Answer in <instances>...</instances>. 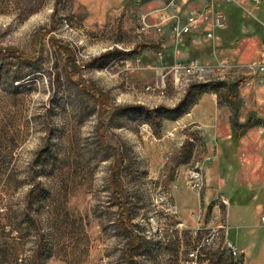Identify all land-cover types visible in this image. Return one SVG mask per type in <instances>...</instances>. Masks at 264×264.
Listing matches in <instances>:
<instances>
[{
	"label": "rangeland",
	"instance_id": "1",
	"mask_svg": "<svg viewBox=\"0 0 264 264\" xmlns=\"http://www.w3.org/2000/svg\"><path fill=\"white\" fill-rule=\"evenodd\" d=\"M146 1L0 0V264L244 263L226 248L233 151L216 169L185 118L194 86L243 74L209 57L205 76L168 74L162 52L188 44L191 13ZM206 94L228 105L225 88Z\"/></svg>",
	"mask_w": 264,
	"mask_h": 264
},
{
	"label": "crops",
	"instance_id": "2",
	"mask_svg": "<svg viewBox=\"0 0 264 264\" xmlns=\"http://www.w3.org/2000/svg\"><path fill=\"white\" fill-rule=\"evenodd\" d=\"M169 1L148 0L139 11L151 13L165 8ZM210 1L177 0L172 13L182 17L204 8ZM77 2L87 7L92 5L93 0ZM212 3L224 14L226 27L216 29L213 40H209L203 26L182 48L167 49L162 53L172 57V63L209 57L212 63L220 61L224 64L232 76L242 73L241 77L248 78L237 92L241 102L238 117L241 124L249 122L250 125L242 131L237 142V132L231 122L233 110L230 105H220L216 94L203 95L185 118L186 122L202 130L207 149L216 153V169L227 150L233 151L231 161L226 163L228 173L223 179L226 186L229 181L232 186L227 209L228 236L239 247L243 264H264V226L261 225V218L264 217V75L259 76L254 73L255 70H249L264 63V0L259 5L249 0H212ZM125 12V18L130 20L132 8ZM214 210L218 215L219 205Z\"/></svg>",
	"mask_w": 264,
	"mask_h": 264
},
{
	"label": "built area",
	"instance_id": "3",
	"mask_svg": "<svg viewBox=\"0 0 264 264\" xmlns=\"http://www.w3.org/2000/svg\"><path fill=\"white\" fill-rule=\"evenodd\" d=\"M254 4L259 5L263 0H251ZM143 21L146 20V17L143 16ZM203 26H205V29L207 31V37L209 39L214 38V33L216 29H224L226 27L225 25V16L224 14L220 13L218 9L215 8L214 4L211 3L207 6H205L202 9H198V11H193L190 15V18L188 20V26L185 32H190L191 29H193V33L195 31H198L201 29ZM141 27L144 31L149 30V26L145 23ZM174 32L176 36H181L183 34V31H181V27L175 26L174 25ZM149 34V33H148ZM175 40H178L175 37ZM160 57H162V53H159ZM138 63H140V59L138 60ZM194 70H199L200 75H206L209 71L198 63L197 60H190L186 61L184 63H176L174 65H171L168 68V74L174 75L177 79L184 78L185 76L188 77L190 76L191 73H193ZM256 70H258L259 76L264 75V64H261L257 66ZM211 72V71H210ZM165 75L166 76H168ZM149 90L152 88L148 87ZM204 171L197 170V171H192L189 175V180H190V186L191 189L195 192H199L198 195L201 193L202 189L205 187V182L204 180ZM223 204L228 206L230 204L229 200L224 199ZM201 215L199 214V219L201 220L203 212L200 210ZM261 225L264 226V217L261 218ZM220 227V226H219ZM219 229V228H218ZM214 233L217 234V231L215 229ZM216 236V235H214ZM226 248L229 251V253L233 257H240L241 252L240 249L236 244H234L230 240H226Z\"/></svg>",
	"mask_w": 264,
	"mask_h": 264
},
{
	"label": "trees",
	"instance_id": "4",
	"mask_svg": "<svg viewBox=\"0 0 264 264\" xmlns=\"http://www.w3.org/2000/svg\"><path fill=\"white\" fill-rule=\"evenodd\" d=\"M106 57H108V55H105V56H102V60H106ZM247 77H242V78H238L237 80H226V81H215V82H211V83H206V84H200L198 86H194V93H193V97H189L187 98L186 100V104H187V101L189 102L187 104L190 105V107H192L193 105H195L196 101L200 98V96L202 94H206V93H209V92H216L218 90H220L221 88H225L226 91H227V102H228V105L236 108L234 110V114H233V119H232V125H233V128L236 130V140L235 142H237V140L239 139V137L241 136V133L242 131L246 130L247 127H249L250 123L248 122L247 124H241L239 122V117H238V110L241 106V103H239L238 101V95H237V91L238 89L241 87L242 84L246 83L247 81ZM188 110L187 108H185V105H181L179 106L178 108L176 109H172L170 110V112H173L174 113V117H172V119L174 118H178V117H181L183 115H185L186 113H188ZM159 110H156L154 111L153 114H156ZM159 124L161 125L162 122H159ZM236 144H234L233 148L235 147ZM235 149V148H234ZM132 262V264H137V262L135 260H130Z\"/></svg>",
	"mask_w": 264,
	"mask_h": 264
}]
</instances>
